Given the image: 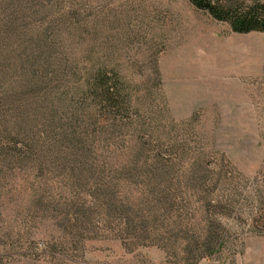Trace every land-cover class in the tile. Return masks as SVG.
I'll list each match as a JSON object with an SVG mask.
<instances>
[{"label": "rangeland", "instance_id": "obj_1", "mask_svg": "<svg viewBox=\"0 0 264 264\" xmlns=\"http://www.w3.org/2000/svg\"><path fill=\"white\" fill-rule=\"evenodd\" d=\"M103 72L119 107L77 95ZM0 264H264V32L0 0Z\"/></svg>", "mask_w": 264, "mask_h": 264}, {"label": "trees", "instance_id": "obj_2", "mask_svg": "<svg viewBox=\"0 0 264 264\" xmlns=\"http://www.w3.org/2000/svg\"><path fill=\"white\" fill-rule=\"evenodd\" d=\"M197 9L208 12L214 19L228 23L233 32L249 34L264 32V2L261 0H189ZM77 95L88 103L91 99L119 107L121 83L117 75L96 73Z\"/></svg>", "mask_w": 264, "mask_h": 264}]
</instances>
